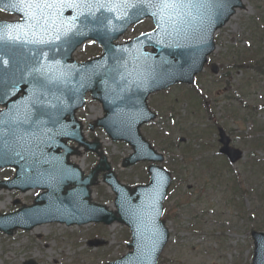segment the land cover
Returning <instances> with one entry per match:
<instances>
[{
    "label": "water",
    "instance_id": "obj_1",
    "mask_svg": "<svg viewBox=\"0 0 264 264\" xmlns=\"http://www.w3.org/2000/svg\"><path fill=\"white\" fill-rule=\"evenodd\" d=\"M242 7L239 0H176L162 7L161 0H67L44 9L42 14L18 0H0V9L18 21H0V168L14 169L13 177L0 181V189L30 188L42 191L29 206L0 214V231L60 222L80 225L113 222L130 228L128 253L108 264H155L167 241L159 220L161 203L171 182L168 171L149 165L146 185L121 184L111 171L99 141H86L75 111L89 92L104 115L88 124L104 130L112 140L124 141L132 152L121 168L147 160L161 162L139 132L155 118L146 97L176 83L191 84L214 50L213 32ZM150 17L155 29L124 44H113L129 25ZM102 48L99 57L82 64L71 60L73 51L86 40ZM150 47V51L146 48ZM73 141L76 147H70ZM219 152L233 162L239 157L219 129ZM78 147L90 151L97 163L87 176L71 155ZM101 181L111 188L115 210L91 201L90 186ZM19 203V201H15ZM30 220V222H29ZM251 264H264V233L252 231ZM90 241L89 246L102 245ZM25 264H34L27 261Z\"/></svg>",
    "mask_w": 264,
    "mask_h": 264
},
{
    "label": "rangeland",
    "instance_id": "obj_2",
    "mask_svg": "<svg viewBox=\"0 0 264 264\" xmlns=\"http://www.w3.org/2000/svg\"><path fill=\"white\" fill-rule=\"evenodd\" d=\"M241 1L244 9H237L215 33V51L195 77L194 84L198 83L204 99L184 85H174L148 98L149 108L158 116L141 127V134L165 154L162 165L172 175L163 203L170 237L157 264H249V232H264V0ZM4 15L1 13L0 19H6ZM151 27L149 20L142 21L129 28L120 41ZM99 51L85 43L73 58L82 61ZM211 64L217 73L210 71ZM203 101L210 115L203 112ZM101 115L98 103L92 100L77 112L84 124ZM213 123L224 130L231 146L242 151L241 158L230 167L220 164V156H212L219 147ZM83 130L87 139L95 135L103 142L119 181L128 185L147 182V163L119 168L120 160L130 152L127 145L109 141L99 129L89 133L85 126ZM172 156L175 160L169 166L167 159ZM202 159H215L214 167H207L208 162L200 165ZM69 160L78 166L82 162L85 174L95 163L92 154L82 152ZM7 170H0V179L11 176L12 171ZM38 192H0V212L14 211L18 207L12 203L14 199L30 204ZM91 199L113 208V195L103 184L91 188ZM128 237L125 228L115 224L65 227L41 223L12 236L0 233V264H23L27 260L38 264H101L122 255ZM93 238L106 243L89 248L87 240Z\"/></svg>",
    "mask_w": 264,
    "mask_h": 264
},
{
    "label": "snow or ice",
    "instance_id": "obj_3",
    "mask_svg": "<svg viewBox=\"0 0 264 264\" xmlns=\"http://www.w3.org/2000/svg\"><path fill=\"white\" fill-rule=\"evenodd\" d=\"M20 4H25L31 11L33 7L42 14V11L51 8L56 4H64L67 0H18ZM176 0H161L162 7L175 6Z\"/></svg>",
    "mask_w": 264,
    "mask_h": 264
},
{
    "label": "trees",
    "instance_id": "obj_4",
    "mask_svg": "<svg viewBox=\"0 0 264 264\" xmlns=\"http://www.w3.org/2000/svg\"><path fill=\"white\" fill-rule=\"evenodd\" d=\"M195 135H199V134L196 133ZM185 150L188 151V147H186ZM186 151H183V153H186ZM170 160H171L170 162H173V160H175V158H174V157H171ZM205 162H209V161H208V160H204V161H203V164H204ZM220 164L223 165V161H222ZM207 167L212 168V167H213V164L207 165Z\"/></svg>",
    "mask_w": 264,
    "mask_h": 264
},
{
    "label": "bare ground",
    "instance_id": "obj_5",
    "mask_svg": "<svg viewBox=\"0 0 264 264\" xmlns=\"http://www.w3.org/2000/svg\"><path fill=\"white\" fill-rule=\"evenodd\" d=\"M101 143H103V142H101ZM79 166L81 167L82 166V162H81V164H79ZM25 193H27V192H25ZM2 195V193H0V196ZM37 230H39V229H34V231H37Z\"/></svg>",
    "mask_w": 264,
    "mask_h": 264
}]
</instances>
